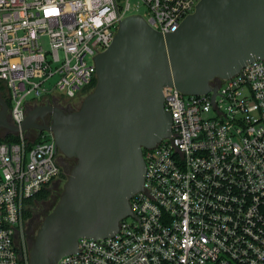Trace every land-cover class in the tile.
Segmentation results:
<instances>
[{"label": "built area", "instance_id": "2783aa9c", "mask_svg": "<svg viewBox=\"0 0 264 264\" xmlns=\"http://www.w3.org/2000/svg\"><path fill=\"white\" fill-rule=\"evenodd\" d=\"M143 1L140 15L169 32L199 0ZM134 14L130 0H0V81L12 125L57 90L67 99L86 95L97 75L93 57ZM212 85L214 106L213 90L163 87L172 135L144 148V188L130 200L136 216L111 236L80 237L81 250L58 264H264V59ZM9 134L16 138L0 141V264H30L25 212L60 174L59 150L50 130Z\"/></svg>", "mask_w": 264, "mask_h": 264}, {"label": "water", "instance_id": "95a60500", "mask_svg": "<svg viewBox=\"0 0 264 264\" xmlns=\"http://www.w3.org/2000/svg\"><path fill=\"white\" fill-rule=\"evenodd\" d=\"M93 58L97 82L77 109L43 105L28 109L21 126L2 124L9 132L50 130L55 148L76 159L59 201L32 239L30 264H58L64 254L81 250L80 237L105 238L119 230L133 214L132 196L144 188V148L172 135L163 87L186 94L213 90L214 106L215 78L264 59V0H199L169 32L130 15ZM46 113L51 124L36 123Z\"/></svg>", "mask_w": 264, "mask_h": 264}, {"label": "flooded vegetation", "instance_id": "af4514ba", "mask_svg": "<svg viewBox=\"0 0 264 264\" xmlns=\"http://www.w3.org/2000/svg\"><path fill=\"white\" fill-rule=\"evenodd\" d=\"M79 97H82V95H79ZM43 105H54L58 106L61 109H63L66 112L75 110L79 107V104H74L70 102H65L64 97L59 94H53L51 97H48L43 100H39L38 102H32L28 104V109L32 110L38 106H43ZM11 107H12V100L10 97L9 90L7 86L0 81V137L7 136L9 134V131L7 128L2 126V124L6 121L8 124L12 125V120H11ZM52 122V115L50 113H46L44 115H39L36 118V123L41 124V125H49ZM29 133H35V132H41L43 131L42 129L38 127H31L28 129ZM58 161L60 163L61 167V172L60 174L52 181L51 185H49L46 190L48 191L47 193L49 194V198L53 196L59 195L60 188L63 186L64 187V181H63V173H66L70 163L67 161L69 157L64 156L60 151H58L57 154ZM71 159V158H69ZM75 159V158H74ZM48 198V199H49ZM48 199H42V200H37L35 203L37 206L38 204H43V208L41 210L42 213L45 214V211L47 208H49L50 203L47 202ZM34 206V207H35ZM42 214H38V216H35V214L31 218H27L24 221V228H23V233L26 237L27 240L32 241L34 235H35V218L40 217ZM46 216V215H45ZM30 219V220H29ZM29 226V227H28Z\"/></svg>", "mask_w": 264, "mask_h": 264}, {"label": "rangeland", "instance_id": "374dc122", "mask_svg": "<svg viewBox=\"0 0 264 264\" xmlns=\"http://www.w3.org/2000/svg\"><path fill=\"white\" fill-rule=\"evenodd\" d=\"M130 3H131V5H132V7H133V13H138V14H146L147 13V6H146V4L144 3V1L143 0H130ZM56 79V77H54L53 78V80H55ZM56 93H60L61 94V92H59L58 90L57 91H55ZM84 96L85 95H83L82 97H79L78 95L76 96V97H74V98H70V99H67V98H64V101L65 102H70V103H74V104H79V106H80V104H81V101L83 100V98H84ZM31 99V96H29L28 97V100H30ZM6 136H2V137H0V140H2V139H4ZM69 163H70V165H69V167H68V169H67V171H66V173H63V181H64V183H65V181L67 180V177H68V175L70 174V172H71V169L73 168V166L75 165V163H76V159H74V158H71V159H69L68 158V160H67ZM63 189H64V187L62 186L59 190H60V192H59V195L58 196H55L54 198H53V196L51 197V198H47L48 200H47V202L48 203H50V205H49V208H47L46 210H44L45 211V214L44 213H42L41 212V210H42V206H43V204H38L37 206H35L36 205V203L35 204H33V205H30V207H29V209L31 208V210H32V215L30 216V217H28V218H31L34 214H35V216H38V214H42L40 217H36L35 218V235H36V232H37V230L39 229V227H40V225H41V223H42V221H43V219L45 218V215H47L48 213H50L51 211H52V209L55 207V205L57 204V202L59 201V199H60V196H61V194H62V192H63ZM35 206V207H34ZM30 220V219H29ZM29 227V226H28ZM34 235V236H35ZM26 238V237H25ZM26 241L28 242V244L30 245L31 244V242L32 241H29V240H27L26 239Z\"/></svg>", "mask_w": 264, "mask_h": 264}, {"label": "trees", "instance_id": "16d2710c", "mask_svg": "<svg viewBox=\"0 0 264 264\" xmlns=\"http://www.w3.org/2000/svg\"><path fill=\"white\" fill-rule=\"evenodd\" d=\"M96 82H97V78H94L93 82L87 87L85 88V92L84 94H87L89 93L96 85ZM15 135L13 134H8L4 139L0 140V141H3V140H13L15 139ZM48 191L46 190V188L42 189L39 193L36 194V196L34 198H32L30 201H28L30 203V205H33L35 204V202L37 200H42V199H47L49 197V194L47 193ZM25 215H26V218L30 217L32 215V210L31 208L27 209L26 212H25Z\"/></svg>", "mask_w": 264, "mask_h": 264}, {"label": "clouds", "instance_id": "9594fccd", "mask_svg": "<svg viewBox=\"0 0 264 264\" xmlns=\"http://www.w3.org/2000/svg\"><path fill=\"white\" fill-rule=\"evenodd\" d=\"M47 10H48V12H56L57 8L56 7H50Z\"/></svg>", "mask_w": 264, "mask_h": 264}, {"label": "snow or ice", "instance_id": "6c2138e0", "mask_svg": "<svg viewBox=\"0 0 264 264\" xmlns=\"http://www.w3.org/2000/svg\"><path fill=\"white\" fill-rule=\"evenodd\" d=\"M47 11H48V10H47ZM57 11H58V10H56V12H57ZM56 12H49V13H53V14H54V13H56Z\"/></svg>", "mask_w": 264, "mask_h": 264}]
</instances>
